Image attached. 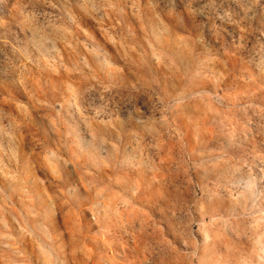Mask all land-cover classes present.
Instances as JSON below:
<instances>
[{
  "label": "rangeland",
  "instance_id": "obj_1",
  "mask_svg": "<svg viewBox=\"0 0 264 264\" xmlns=\"http://www.w3.org/2000/svg\"><path fill=\"white\" fill-rule=\"evenodd\" d=\"M0 264H264V0H0Z\"/></svg>",
  "mask_w": 264,
  "mask_h": 264
}]
</instances>
